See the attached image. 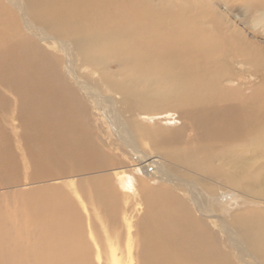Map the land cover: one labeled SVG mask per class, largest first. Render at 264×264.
I'll use <instances>...</instances> for the list:
<instances>
[{
    "label": "bare ground",
    "instance_id": "bare-ground-1",
    "mask_svg": "<svg viewBox=\"0 0 264 264\" xmlns=\"http://www.w3.org/2000/svg\"><path fill=\"white\" fill-rule=\"evenodd\" d=\"M12 122L25 180L81 178L24 193L23 213L0 195V264H102L89 235L101 248L121 217L135 247L109 264H238L209 220L264 264V210L247 207L264 204V0H0V189L23 179Z\"/></svg>",
    "mask_w": 264,
    "mask_h": 264
},
{
    "label": "rangeland",
    "instance_id": "rangeland-1",
    "mask_svg": "<svg viewBox=\"0 0 264 264\" xmlns=\"http://www.w3.org/2000/svg\"><path fill=\"white\" fill-rule=\"evenodd\" d=\"M86 71V70H85ZM87 72V71H86ZM236 84H238V83H236ZM236 84H234L233 86L234 87H237V85ZM238 86H239V84H238ZM105 96H111V94H109V93H105ZM101 112V111H100ZM99 111H95V113H96V116H95V118L96 119H94V120H96V128H97V125L99 126V131H101L102 132V134H101V136H100V134H99V136H100V138L101 139H103V134H105V138H110V139H117L116 138V136L114 135V129H113V126H111V124H109L110 122L109 121H107V118L105 117V113L104 112H101L100 113ZM101 114H103V115H101ZM101 116V117H100ZM176 115L175 116H172V117H169V118H167V117H164V118H160V120L158 119V118H156V117H154V119H151V121H149V123H146V124H151L152 122L153 123H156V122H159V123H161V122H163V123H166V124H170V125H174L175 127H178L179 125H180V123H179V121H177L176 120ZM99 119V120H98ZM163 119H166L167 120V122H165ZM169 119H174L173 121H168ZM98 120V121H97ZM107 122H106V121ZM177 124H176V123ZM105 123H106V125H105ZM108 123V124H107ZM14 124V125H13ZM102 124V125H101ZM15 126V127H14ZM164 126H166V125H164ZM102 127H103V129H102ZM105 128V129H104ZM17 132V133H16ZM21 132H22V130L21 129H18V123H15V122H12V124L11 123H9L8 124V130H7V133H9V135H10V137H11V140L13 141L12 142V147L14 148V154L16 155V157L17 158H20L21 160L19 161L20 163L22 162V173L21 174H19L18 175V177H20V180H21V178L23 177V179H22V182L20 183V185L18 186V185H16V186H9V187H3L2 189H0V195H6V197H9V199H10V203H11V205H14L19 211H20V213H23L22 212V209H24L23 208V205H24V199H25V195H24V193H27V192H31V191H35V190H37V189H39V188H41V189H43V188H45V187H55V186H58V187H61L62 186V188H64L65 189V187H66V189L65 190H67V192H70V191H73L75 188H76V186L78 185V183H79V178H81V177H57V178H55V179H45V181H43V182H38V181H31L30 183H29V181H28V179H26L27 180V182H25L26 180H25V176L27 175L28 176V174H25V173H29V175H30V173H31V168H27L26 166H25V164H24V159L22 158L24 155H25V151H26V149L24 148V145H23V147L19 144V141H18V133H20L21 134ZM19 134V135H20ZM17 135V136H16ZM111 136V137H110ZM115 136V137H114ZM112 139V140H113ZM118 140V139H117ZM107 141V140H106ZM97 143H99L100 144V139H98V141H96ZM16 144V145H15ZM18 146V147H17ZM101 146V145H100ZM120 149V148H119ZM25 150V151H24ZM24 152V153H23ZM118 152V151H117ZM24 154V155H23ZM20 155V156H19ZM23 155V156H22ZM127 157V162L128 163H130V158L128 157V156H126ZM25 162H27V161H25ZM20 165V164H19ZM263 165V162L262 161H260V163L258 164V167H259V169H260V167ZM29 170V171H28ZM111 170H114V169H111ZM128 170V172H131L132 171V173H134L135 174V170H133V168L132 169H127ZM120 172V171H119ZM109 174H112V171H109L108 172ZM137 173V172H136ZM25 175V176H24ZM136 175V177L137 178H141L142 176H141V174H139V173H137V174H135ZM122 176V178H123V176L124 177H126V178H124L125 180L127 179V175L126 174H122L121 175ZM157 181L158 180H156V182H154L153 181V183H155V184H153L152 183V186L154 185V186H156V187H158L160 184H159V181H158V183H157ZM33 182V183H32ZM73 184L75 185V186H73ZM9 188V189H8ZM226 189V188H225ZM224 189V190H225ZM123 192H120L121 193V198H122V200L124 199L125 200V203H127L128 201L130 202V201H133L134 200V198H137L136 196H137V194L136 193H134V192H132V190H122ZM225 191H227V192H225V193H223V195H224V197H226V203H225V206L223 207V205H224V203H220L219 204V206L218 205H216V208H217V212L219 213V218H218V221L220 220H224V221H226L227 222V224L230 226L231 225V223H230V219L227 217V215H223V213H221V211H220V209L223 211V208H229V206H231L232 204H234V203H236V202H238V198L239 197H237L236 196V194H238L237 192H235V191H233L232 189H226ZM6 192V193H5ZM8 192V193H7ZM23 193V194H22ZM128 194V195H127ZM133 195V196H132ZM131 196V197H130ZM15 197V198H14ZM205 197V196H204ZM206 198H210V197H206ZM8 199V200H9ZM129 199V200H128ZM211 200H214V199H220V196L219 195H214L213 197H211L210 198ZM223 199V198H222ZM127 200V201H126ZM251 200V199H250ZM251 204H247V207H250V208H253V209H257V210H264V204L263 205H261V203H259V202H257V201H254V200H251ZM124 203V204H125ZM254 203H256V204H254ZM254 204V205H253ZM251 206H253V207H251ZM11 208H13L12 206H11ZM142 207H139V210H140V214H142ZM230 209V208H229ZM231 210V209H230ZM224 212V211H223ZM238 211L237 210H234V211H232L231 212V214L232 213H237ZM137 213H139L138 211H135V216L134 217H136L135 219H133V221L134 222H136V220H137V217L139 216ZM26 215H21V217H18L20 220H22L23 221V219H24V217H25ZM208 217H210V216H205L204 218H205V221H207V218ZM121 222H120V228L119 229H121L122 230V233L124 232V229H125V233L124 234H121V232L119 231L118 232V235L116 236V235H113V237L114 238H111L110 240H108V238L106 237V235H105V231H104V229H103V227H102V225H100V226H98V231H99V234H100V236H101V239H102V243H101V248H99L98 246H96L94 243H93V240H92V237L89 235V239H90V241H91V244H92V246H94L95 248H96V257H95V261L97 262L98 261V259H97V253H98V251H99V253L101 254V259L102 260H100V263H102V264H109L110 263V261H111V256L112 255H110L112 252H111V249H109L111 246H114L115 248H117L118 246H123L124 247V249L125 248H128L129 247V245H128V243H131V246L134 248L135 247V242H133L130 238L128 239L127 237L129 236V233H127L128 232V229L126 228V222L124 221V219H123V217H121ZM210 222H209V224L211 223L213 226H215V228H216V230H217V234H218V241H219V243L220 244H222L223 246H224V244H225V246L227 247V249H228V251H229V256H231L238 264H240V262L238 261L239 260V258H238V250H237V248L235 247V246H233V244L232 243H234V241H237V242H240V240H239V236H238V238L237 239H235L234 241H232V242H229L228 241V238H229V235H228V233L227 232H225L222 228H221V226L219 225V223L217 224L214 220H213V222H212V220H209ZM22 224H23V222H22ZM122 224V225H121ZM122 226V227H121ZM124 227V228H123ZM232 227V226H231ZM233 228V227H232ZM135 233V232H134ZM133 233V234H134ZM120 234V235H119ZM122 235V236H121ZM237 237V236H236ZM235 237V238H236ZM114 244H113V243ZM118 244V245H117ZM102 247H103V249H102ZM101 250L102 251H104V252H102L101 253ZM110 250V251H109ZM246 250V249H245ZM109 251V252H108ZM248 253L249 252H251L250 250H246ZM108 252V253H107ZM111 252V253H110ZM107 254V255H106ZM108 254H109V257H108ZM105 256V258H103V257ZM126 256H127V253L125 252V254H124V256H123V258H124V260H125V258H126ZM109 258V260H107ZM246 259L248 260V261H252L253 259H252V256L251 255H249V256H247L246 257ZM104 260V261H103ZM95 262V263H96ZM253 262V261H252ZM98 263V262H97ZM96 263V264H97ZM242 264V263H241ZM254 264H259V263H255L254 262Z\"/></svg>",
    "mask_w": 264,
    "mask_h": 264
}]
</instances>
